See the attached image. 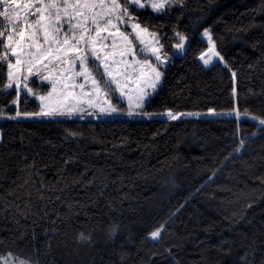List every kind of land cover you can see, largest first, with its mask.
Segmentation results:
<instances>
[{
    "label": "trees",
    "instance_id": "16d2710c",
    "mask_svg": "<svg viewBox=\"0 0 264 264\" xmlns=\"http://www.w3.org/2000/svg\"><path fill=\"white\" fill-rule=\"evenodd\" d=\"M129 8L170 54L179 35L186 39L147 112L237 107L264 120V0H182L161 13ZM206 31L224 61L208 68L199 59L209 47ZM0 82V115L38 110L36 101L14 105L3 62ZM0 132V257L264 264V127L257 121L11 119Z\"/></svg>",
    "mask_w": 264,
    "mask_h": 264
},
{
    "label": "snow or ice",
    "instance_id": "6c2138e0",
    "mask_svg": "<svg viewBox=\"0 0 264 264\" xmlns=\"http://www.w3.org/2000/svg\"><path fill=\"white\" fill-rule=\"evenodd\" d=\"M181 0H148L147 3L142 0H124L121 5L118 0H0V27L5 31H0V45L3 50L0 51V62H3L7 68L8 89L15 88L17 99L21 86L27 93L33 90L28 87L27 80L30 76H38L42 81H48L51 90L46 95H37L40 101L39 110L36 112L21 113L17 111L13 119L20 116L25 117H73L83 116L87 113L90 116H113L127 115H148L142 110L147 93H142L136 97L133 105V97L127 95L125 83L131 76L129 68L133 71L139 69L138 79L144 78V67L150 68L152 78L150 87L155 90L160 80L161 73L151 65L148 60L137 62L134 45L129 39V34L120 31L118 24H125L130 27L135 38H140V32H146L147 29H141L139 23L131 22L133 17L129 12L130 6H135L136 10L150 8L160 13L165 7L171 8ZM35 17L29 20V17ZM6 22V23H5ZM139 30V31H137ZM107 33L101 36V33ZM179 35V34H177ZM211 41L212 37L206 31L204 33ZM111 38L110 44L104 42ZM119 38L120 51L118 55L122 59H114L117 55ZM180 42L177 48L184 47L185 37L179 35ZM42 41V42H41ZM157 39V43H158ZM104 48H110L111 51H104ZM34 51H31L33 50ZM143 51V49H142ZM152 55L157 62H162L160 47H150ZM71 59L69 60V55ZM130 56L131 60L124 59ZM10 57L14 58V62ZM112 57V59H110ZM217 57L223 60L219 52L215 50V44L208 47L207 52L199 57L205 65L212 63V58ZM48 61V64H44ZM49 64L60 65L68 64L67 68H60L57 77L51 74L45 76L37 65ZM27 66V73L24 74L22 66ZM79 65V70H77ZM36 68L34 72L33 69ZM102 68L101 79H97L94 70ZM235 76V72L232 73ZM83 78V82L77 84L76 78ZM107 77L102 87V80ZM125 83H122L121 81ZM91 82L90 89L85 91V85ZM70 82V83H69ZM115 85V88L111 86ZM138 86V85H137ZM5 87L0 82V89ZM79 89V91H75ZM111 92L119 91L121 97L127 96L128 110L126 113L119 111L118 107L111 103V100H102V97H110ZM99 101V102H98ZM210 114L215 115L214 110H209ZM169 120H178L185 115H195L194 113H174L168 110L164 113ZM264 125V120L260 121ZM115 231V229H113ZM160 230L153 231L151 238L160 237ZM86 239L83 234L80 237ZM7 264V261L5 262ZM21 264H25L21 261Z\"/></svg>",
    "mask_w": 264,
    "mask_h": 264
},
{
    "label": "rangeland",
    "instance_id": "374dc122",
    "mask_svg": "<svg viewBox=\"0 0 264 264\" xmlns=\"http://www.w3.org/2000/svg\"><path fill=\"white\" fill-rule=\"evenodd\" d=\"M45 2L47 3L48 0H45ZM109 2H110V0H109ZM118 2L121 5H123V3L120 0H118ZM142 2L147 3L148 0H142ZM145 9L151 10L150 8H145ZM167 9H168V7L166 6L165 10H167ZM0 10H2V8H0ZM151 11H153V10H151ZM129 12H130L131 16L133 17V20L131 22L140 24V22L135 19L136 17L131 12L130 8H129ZM153 12H155V11H153ZM155 13H157V12H155ZM33 19H35V17H32V16L29 17L30 21ZM118 27L120 28V31L129 34V39L132 41V43L134 45L133 51L135 52L136 61L142 62L144 60H148L150 62V64L155 66L158 69V71L161 73L160 80L157 83L155 90H153L149 86L150 82H151V78H152V73L150 71V68L147 66H145L143 69L144 74H145L143 79H138V75H139V69L138 68L136 71H133L132 68H129V72L131 73L130 78L128 79V81L126 83L123 80L121 81L122 83H125V91H126L127 95H130L133 97V101H132L133 105L135 104L136 97L138 95H141L142 93H145V92L147 93L145 100H144V108L142 111L144 113H147L148 115L141 114V115H134L131 117H129L127 115H123V114L122 115H113V116H90L87 113H84L82 117L81 116H73L71 118H69V117H56V118L25 117L22 115L20 117L14 118V119H16V120H50V119H57V120H68V119H78V120H115V119H120V120H123V119L151 120V119H156V118L167 119V117L165 115H163L167 111L158 112V113L157 112L156 113H149L145 110V106L148 104V102L151 100V98L155 95L156 91L160 88V86L162 84L163 69H164V67H166L167 64L170 63L172 55H175V56L184 55V53L186 51V39L183 41L184 47L182 49L177 48L176 45L180 42L179 36H178V38H177L178 40H176V42L173 44V52H172V54H170L167 51L165 44L163 43L162 37L157 32H154V31H152V30L141 25V29H143V28L147 29L146 32H140V38L143 39V41H144V43L141 44L140 39L135 38V34L131 32V29L129 26L121 23V24H118ZM5 30L6 29L3 28V31H5ZM137 31H139V30H137ZM204 33L202 34V36L208 42V46L210 47L211 44H215L213 40L209 41L208 37L205 36ZM106 35H107V33H104V32L101 33V36H106ZM157 39L159 41L158 43H157ZM110 41H111V38H109V40L105 41L104 43L110 44ZM117 41H118V46L116 49L117 55L114 57V59L119 60V59H122L118 55V53L120 51L121 42H120L119 38H117ZM150 47H160V55L162 58V62L156 61L155 56L152 55V53L150 51ZM142 49H143V51H142ZM207 50L208 49H206L205 51H207ZM215 50L217 51L216 45H215ZM31 51H34V49ZM104 51H111V49L110 48H104ZM205 51L203 53H205ZM10 59H12L14 62V58L10 57ZM70 59H71V54L69 55V60ZM110 59H112V57H110ZM124 59L131 60L132 57L127 56V57H124ZM200 62H201V60H200ZM216 63H224V61L219 60V58H217V57H214V60L210 66H205L203 63H202V65L204 67L208 68V67H211L212 65H214ZM44 64H48V61H44ZM22 67L24 69V74H26L27 73V66L24 65ZM67 67H69L68 64L60 65L59 67H57L56 64H49L47 68H45L44 65H37L36 66V68L41 70L43 75L47 76V75L51 74L52 77H57L59 75L60 68H67ZM36 68L33 69L34 72L36 71ZM77 70H79V65H77ZM102 71H103L102 68H99L98 70H94V74L96 75L97 79H101L100 73H102ZM106 80H107V77H104V79L102 80V87L104 86V82ZM81 82H83V78L77 77L76 83L79 84ZM27 84H28V87L33 90V92L27 93L26 90L23 89V85H22L21 89H20V93H19V99H17V96H16V99L14 101L15 102L14 105L19 107L21 101H23L22 103H24V104H27L28 101H30V102L36 101L37 104L40 106V101L37 98L36 94L46 95L47 92L51 90V85L48 83V81H42L40 79V77L35 76V75L30 76L28 78ZM90 85H91V82L89 81V83L85 85V91H88L90 89ZM111 87L115 88V85H112ZM10 90H15V88L10 89ZM106 90L110 91V97H102V100L110 99L111 103L113 105L117 106L120 112L126 113L128 110L127 96L121 97L119 94V91H116L113 93V92H111V89H106ZM75 91L78 92L79 89H75ZM19 109H21V107H19ZM38 110H39V108H38ZM19 111L22 114L25 113L21 110H19ZM27 112L31 113L30 111H27ZM214 112L216 113L215 115L210 114V111H207V112H185V111H181V112H174V113H194L195 114V115H185V116H182L181 118H235L238 121H241V120L246 118V119L257 121L259 124H260V121L263 120V119L257 118L256 116H254L252 114L243 113V112L239 111V109L237 107L233 110H230V111H215L214 110ZM12 117H15V115L14 116L0 115V122H3L5 120H11V119H13ZM261 127H264V125H261ZM0 139H1V132H0ZM158 238H156V239H158ZM6 261H7V264H21V261H24L25 264H32L28 260L23 259V258L18 257V256H14V255H6V256L0 257V264H5Z\"/></svg>",
    "mask_w": 264,
    "mask_h": 264
},
{
    "label": "bare ground",
    "instance_id": "6f19581e",
    "mask_svg": "<svg viewBox=\"0 0 264 264\" xmlns=\"http://www.w3.org/2000/svg\"><path fill=\"white\" fill-rule=\"evenodd\" d=\"M205 52H207V51H205ZM213 60H214V57L212 58V62H213ZM201 62L203 63V61L201 60ZM215 62V61H214ZM204 64V63H203ZM205 65V64H204ZM211 65V63L210 64H208V65H205V66H210ZM151 237V236H150Z\"/></svg>",
    "mask_w": 264,
    "mask_h": 264
}]
</instances>
